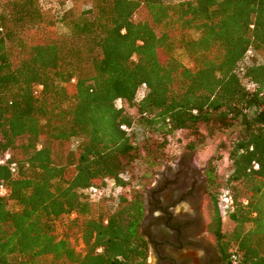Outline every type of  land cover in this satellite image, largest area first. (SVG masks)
<instances>
[{
  "label": "trees",
  "instance_id": "1",
  "mask_svg": "<svg viewBox=\"0 0 264 264\" xmlns=\"http://www.w3.org/2000/svg\"><path fill=\"white\" fill-rule=\"evenodd\" d=\"M140 8L148 17L135 21ZM68 13L0 0V264H146L135 142L152 167L178 131L197 139L190 154L229 136V171L217 182L211 157L205 172L210 230L230 264H264V0H89ZM106 179L130 196L88 201L82 190Z\"/></svg>",
  "mask_w": 264,
  "mask_h": 264
},
{
  "label": "flooded vegetation",
  "instance_id": "2",
  "mask_svg": "<svg viewBox=\"0 0 264 264\" xmlns=\"http://www.w3.org/2000/svg\"><path fill=\"white\" fill-rule=\"evenodd\" d=\"M206 168L181 155L165 165L144 193L140 232L148 244L146 264H230L219 252L202 212Z\"/></svg>",
  "mask_w": 264,
  "mask_h": 264
},
{
  "label": "rangeland",
  "instance_id": "3",
  "mask_svg": "<svg viewBox=\"0 0 264 264\" xmlns=\"http://www.w3.org/2000/svg\"><path fill=\"white\" fill-rule=\"evenodd\" d=\"M168 1L176 2L178 0ZM42 4L46 10L48 9V11L54 13L55 15L60 16L65 12H69V15L74 16L79 14L82 10L87 9V7L89 6V0H42ZM147 17V12L143 8H140L135 13L134 20H146ZM56 30L62 35L67 34V29L60 24L56 26ZM174 56L178 61H180L184 65H191V62L187 58L184 51L177 50L175 51ZM261 61L262 60L260 57L255 58L256 63H260ZM200 133H203L202 129H200ZM228 137L229 136L218 133L211 139H206L205 145H199L197 149L190 154L186 152V149L184 147L190 141L196 142L197 139L193 136H190L185 131H178L172 137H170L169 145L164 150V156L156 162V165L152 167L147 165L146 163V159L148 157L147 150H149V148L143 145V141L140 138H137L135 143H137L138 145L139 157L134 162L133 169L130 173L133 176L134 182L138 183V186L140 187L139 189L142 193V196L144 197V193L148 191L151 183H153V181L156 179V176L159 174V171L162 170V167L174 163L181 155L190 156V160L193 162V164L200 169L207 168V164L210 158L213 157L215 159V161L213 162V166L215 167V179L217 180V182H220L223 180L224 176L230 169V164L227 160L226 152V148L228 146ZM156 142L157 141L155 140V137H153L150 138V140L147 142V145L152 146L154 145V143L156 144ZM144 175L147 176L144 177ZM125 189L126 195L130 196L129 189ZM7 206L10 210L13 211L19 209L16 203L12 201H9ZM202 209L205 222L207 223L210 219H212L214 213V206L211 202L210 194H208V192L204 197ZM228 228L229 225L223 223L222 229L226 231ZM55 231L56 233H59V227L58 229L56 227Z\"/></svg>",
  "mask_w": 264,
  "mask_h": 264
},
{
  "label": "built area",
  "instance_id": "4",
  "mask_svg": "<svg viewBox=\"0 0 264 264\" xmlns=\"http://www.w3.org/2000/svg\"><path fill=\"white\" fill-rule=\"evenodd\" d=\"M248 57L251 55L250 52L247 53ZM249 63L251 62V59H248ZM146 93V84H142L137 92H136V101H140ZM117 105L120 106V102H117ZM120 129L122 131H128L126 126H121ZM10 156L9 154H5L1 159H0V165H4L8 160ZM15 165L12 164L10 166V170L12 173H15ZM122 179L126 180L125 176H122ZM126 189L125 187L122 186H117L112 179H106L105 185L102 187H96V186H90L86 189L82 190L83 195L88 199V201L92 203H96L102 199H118L121 196L129 197L126 195ZM125 193V195H124ZM0 195L1 196H6L7 195V190L3 187L0 186ZM243 205H247V200H243ZM234 206V200L232 198V193L231 190L228 188H223L219 192L218 200H217V209L222 216V218H225L227 214L233 209ZM74 214L70 215V218H73ZM231 262L233 264L237 263V257L235 254L231 255Z\"/></svg>",
  "mask_w": 264,
  "mask_h": 264
}]
</instances>
